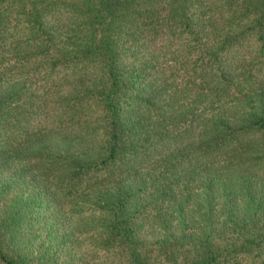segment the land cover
<instances>
[{"label":"trees","instance_id":"1","mask_svg":"<svg viewBox=\"0 0 264 264\" xmlns=\"http://www.w3.org/2000/svg\"><path fill=\"white\" fill-rule=\"evenodd\" d=\"M0 264H264V0H0Z\"/></svg>","mask_w":264,"mask_h":264},{"label":"rangeland","instance_id":"2","mask_svg":"<svg viewBox=\"0 0 264 264\" xmlns=\"http://www.w3.org/2000/svg\"><path fill=\"white\" fill-rule=\"evenodd\" d=\"M161 9H162V12L166 11V9L163 6H161Z\"/></svg>","mask_w":264,"mask_h":264}]
</instances>
